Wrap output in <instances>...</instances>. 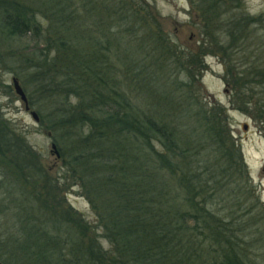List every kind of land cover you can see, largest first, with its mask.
Segmentation results:
<instances>
[{
	"label": "trees",
	"instance_id": "obj_1",
	"mask_svg": "<svg viewBox=\"0 0 264 264\" xmlns=\"http://www.w3.org/2000/svg\"><path fill=\"white\" fill-rule=\"evenodd\" d=\"M188 1L201 17L203 44L217 47L232 76L228 43L254 18L221 24L220 0ZM38 12L48 16L49 27L43 29ZM143 24L126 0H0L1 38L32 71L23 82L34 86L29 93L37 97L39 121L59 138L54 144L60 158L77 174L92 208L99 202L98 222L110 244L101 250L92 238L84 241L87 227L71 211L65 217L76 231L63 225L57 216L64 212L56 211L60 188L0 111V168L39 174L32 185L35 194L22 192L8 204L23 209L29 200L38 210L56 205L45 217L50 226L42 225L45 220L33 214L32 205L24 208L23 238L9 234L0 250L14 264L21 258L24 264H244L231 241L238 238L241 223L232 230L236 211L227 203L241 193L238 184L249 194L245 198L254 191L248 188L240 150L225 129L224 109L186 97L182 88L193 78H174L172 72L171 80L165 77L174 69L170 55L176 51L160 30L142 33L137 41L145 45L136 53L109 58L113 49L127 50L121 45L135 30L143 31ZM219 31L229 38L226 46ZM114 34L121 37L116 40ZM180 69L186 67L179 65L181 75ZM234 84L242 89L237 80ZM23 181L30 184L29 173ZM6 202L0 199L1 209H7Z\"/></svg>",
	"mask_w": 264,
	"mask_h": 264
},
{
	"label": "rangeland",
	"instance_id": "obj_2",
	"mask_svg": "<svg viewBox=\"0 0 264 264\" xmlns=\"http://www.w3.org/2000/svg\"><path fill=\"white\" fill-rule=\"evenodd\" d=\"M46 1L48 2V0ZM103 1L104 4L106 1L110 2V0ZM220 1L221 10L224 11L221 15V24L237 17L254 18L253 22L249 19V23L244 27L242 33L234 37L236 40L229 41V43V38H225L223 32H217L222 40V45L226 46L227 43L230 45L227 55L230 59L229 68L232 76L226 73V67L220 59L217 47L209 46L208 42H205L206 45L203 44V39H206L202 31L201 17L188 0H126L127 8L138 9L146 24L142 25L143 31L135 30L134 34L132 33L127 38L130 40L127 42L128 45L126 43L121 45V49L127 50L115 51L113 49L109 58L114 61L115 55L124 52H126L125 55H128L129 52L136 53V47L142 45V41H137L142 33L146 30L154 33L160 30L161 34L167 38L171 50L176 51L170 55L173 57L171 62H174L172 63L174 69H169L165 77L171 80L168 75L172 72L174 78H181V76L193 78L188 87L182 88L186 97L193 98L195 96L206 107L215 104L218 108L224 109L226 113L225 129L229 131L230 137L240 150L241 159L250 179L248 188L250 192L254 191V195H250L251 198H245L249 194H246L243 191L245 188L238 184L235 188L241 193L237 197L233 195L231 202L227 203L233 211H236V214H233L234 219H231L234 224L232 230L238 226L236 224L239 222L241 223L239 228L242 229L237 234L238 238L235 237L231 241L244 264H264V0ZM78 4L80 5V3H74L75 6ZM44 15L38 12V20L43 29L49 27L48 16ZM89 21L90 18L86 22ZM138 23L135 24L136 28L139 26ZM114 35L116 40L121 37L119 34ZM1 37L0 34V111L9 127L17 136L24 138L39 158L46 177L60 188L59 204L56 211L59 214L64 212V215L57 216L63 225L69 226V230L74 228L67 218L68 215L65 217V213L69 214L71 211L72 214L80 217L84 226L87 227L83 240L92 238L98 248L106 250L110 244L107 239L102 237V227L98 222V215L101 212L99 202L95 204V209L92 208L88 197L78 184L77 174L68 170L63 164V159L56 158L55 154L51 152L52 144L55 143L57 146L59 138H55L56 134L54 135L53 131L51 132L41 125L36 103L37 97L29 93L34 86L31 87L27 82H23L32 76V71L21 60L11 55L12 50L8 49L7 42ZM125 39L123 38L122 41L126 42ZM22 45H28V43L23 42ZM146 45L148 46L145 47L149 48L147 42ZM18 50L21 51L23 48ZM23 54L30 56V53L26 51ZM180 64L187 69H180L181 75L179 73ZM13 78L18 80L26 95L28 110L25 109V103L14 90ZM234 80L239 82L242 87L241 91L235 86ZM167 84L169 85V83ZM46 107L49 109L47 105H45ZM31 112L36 114L38 121L34 120ZM57 134L62 135L58 130ZM7 168H0V182H2L0 199L5 198L8 201L5 204H8L11 198L20 197L22 192L30 196L35 194L36 189L32 185L39 179V174L35 169L31 171L26 169L21 172L12 169V166ZM28 173L31 178L30 184L23 181V176ZM24 184L29 186H24ZM225 202L226 200L224 204ZM31 203L33 204L27 200L23 209L27 205H32ZM241 203H243L242 206ZM55 207L54 203H50L47 208L41 207L39 210L38 207H34L37 210L33 214L37 213L38 219L45 220L42 225L46 226L49 223L45 218L48 215V210ZM23 209L11 204L7 205V209L6 207L0 208V236L3 238L0 250L2 249L1 245L8 241L9 234L14 233L16 238H23L24 229L21 219L26 213V210ZM249 215L253 217L251 222L247 220ZM239 216H241L240 220ZM78 236L80 235L78 234ZM80 237L82 238V236ZM9 257L8 253L3 255V251H0V261L3 264H14ZM19 261L20 264L26 263L24 258Z\"/></svg>",
	"mask_w": 264,
	"mask_h": 264
},
{
	"label": "water",
	"instance_id": "obj_3",
	"mask_svg": "<svg viewBox=\"0 0 264 264\" xmlns=\"http://www.w3.org/2000/svg\"><path fill=\"white\" fill-rule=\"evenodd\" d=\"M13 81V87H14V90L15 92L20 96L21 100L25 103V109L28 110V105H27V98H26V95L24 93V91L22 90L18 80L16 78H13L12 79ZM33 118L35 121H38V117L36 116V114L34 112H31ZM52 150L51 152L55 154L56 158H59L60 157V153L57 149V147L55 146V144H52ZM0 264H3L1 261H0Z\"/></svg>",
	"mask_w": 264,
	"mask_h": 264
}]
</instances>
